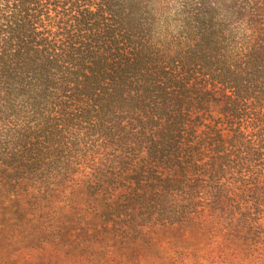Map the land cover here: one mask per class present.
<instances>
[{
    "label": "trees",
    "instance_id": "trees-1",
    "mask_svg": "<svg viewBox=\"0 0 264 264\" xmlns=\"http://www.w3.org/2000/svg\"><path fill=\"white\" fill-rule=\"evenodd\" d=\"M25 250L264 264V0H0V264Z\"/></svg>",
    "mask_w": 264,
    "mask_h": 264
},
{
    "label": "rangeland",
    "instance_id": "rangeland-1",
    "mask_svg": "<svg viewBox=\"0 0 264 264\" xmlns=\"http://www.w3.org/2000/svg\"><path fill=\"white\" fill-rule=\"evenodd\" d=\"M12 257L14 258L13 263L11 264H20L23 260L30 262V264H37V261L39 260L38 256L36 253H33L29 250H25L23 252L20 253H15L12 255ZM62 263L60 264H76L73 260L70 259H62L61 260Z\"/></svg>",
    "mask_w": 264,
    "mask_h": 264
}]
</instances>
